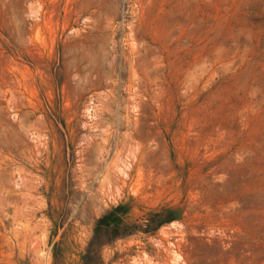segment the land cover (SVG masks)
I'll return each mask as SVG.
<instances>
[{
    "label": "rangeland",
    "instance_id": "rangeland-1",
    "mask_svg": "<svg viewBox=\"0 0 264 264\" xmlns=\"http://www.w3.org/2000/svg\"><path fill=\"white\" fill-rule=\"evenodd\" d=\"M117 206L91 264H264V0H0V264Z\"/></svg>",
    "mask_w": 264,
    "mask_h": 264
},
{
    "label": "trees",
    "instance_id": "trees-1",
    "mask_svg": "<svg viewBox=\"0 0 264 264\" xmlns=\"http://www.w3.org/2000/svg\"><path fill=\"white\" fill-rule=\"evenodd\" d=\"M118 211H120L119 206L115 207L114 210L105 213L97 220L94 230V237L88 243L86 253L83 256V259L85 261L84 264H91L90 262L97 256L98 248L100 247V244H98L96 240L97 238L95 236L98 233V231L101 229L102 230L107 229L112 224H113V228L117 229L119 227V224H121V220L119 216L113 214L114 212H118Z\"/></svg>",
    "mask_w": 264,
    "mask_h": 264
}]
</instances>
